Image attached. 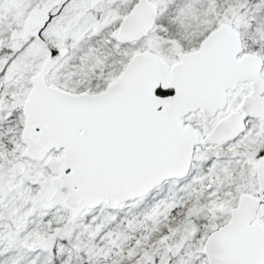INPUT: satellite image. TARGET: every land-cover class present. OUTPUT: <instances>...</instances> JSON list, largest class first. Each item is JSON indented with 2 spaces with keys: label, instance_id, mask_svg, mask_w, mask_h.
I'll use <instances>...</instances> for the list:
<instances>
[{
  "label": "snow or ice",
  "instance_id": "6c2138e0",
  "mask_svg": "<svg viewBox=\"0 0 264 264\" xmlns=\"http://www.w3.org/2000/svg\"><path fill=\"white\" fill-rule=\"evenodd\" d=\"M0 264H264V0H0Z\"/></svg>",
  "mask_w": 264,
  "mask_h": 264
}]
</instances>
